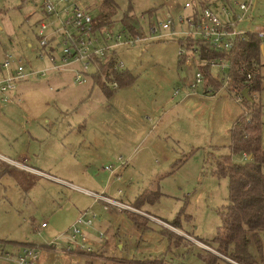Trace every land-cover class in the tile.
<instances>
[{"label": "rangeland", "instance_id": "1", "mask_svg": "<svg viewBox=\"0 0 264 264\" xmlns=\"http://www.w3.org/2000/svg\"><path fill=\"white\" fill-rule=\"evenodd\" d=\"M112 1L111 26L127 31L121 18L129 13L142 33L138 36L145 39L118 50L134 80L111 94L91 79L85 84L70 81L68 71L20 81L15 89L20 101L0 104V153L11 159L23 153L26 164L131 209H104L83 189L51 177L44 180L41 174L26 175L0 158V264H18L15 259L25 243L38 249L32 264H120L117 258L161 255L173 264H204L198 254L207 252L225 259L198 239L210 240L218 232V210L228 202L229 183L214 174V157L229 153V131L245 105L223 88L205 97L203 105L193 94L182 101L171 99L174 88L193 79L199 61L179 60L177 35L158 38L149 30L167 17L188 14L186 2L202 0ZM253 1L250 27L264 31V0ZM80 2L89 8L100 5V0ZM36 3L0 0V57L12 51L26 66L41 69L45 62L36 57ZM174 29H181L176 20ZM262 44L258 70L264 76V36ZM253 97L263 105L264 122V90ZM261 135L264 143V123ZM80 210L95 214L92 227L83 230L91 254L67 251L62 240L46 249ZM126 211L140 215V227ZM173 221L177 228L170 225ZM167 233L174 236L171 241ZM249 238L248 252L264 264V230L257 236L260 251Z\"/></svg>", "mask_w": 264, "mask_h": 264}, {"label": "built area", "instance_id": "2", "mask_svg": "<svg viewBox=\"0 0 264 264\" xmlns=\"http://www.w3.org/2000/svg\"><path fill=\"white\" fill-rule=\"evenodd\" d=\"M35 2L39 12L35 34L36 57L39 61L45 62L44 66L41 69L30 68L24 64L21 56L5 50L0 57V104L20 101L13 93L17 83L29 77L44 76L48 72L68 71L73 82L77 84H85L90 79L94 81L93 77L97 75L103 87L109 90L118 89L119 84L113 74L115 71L125 69L124 63L118 58V50L129 48L145 39L138 35L132 36L123 28L114 29L112 26L97 25L91 10L87 5H82L80 0H35ZM200 3H203V6ZM254 7L253 0H210L194 5L186 2L184 8L190 9L188 14L179 15L176 19L167 17L156 26L152 25L149 28L158 38L167 34L177 35L178 57L183 61H199L193 79L187 81L182 89L174 88L171 99H176L180 95L182 98L198 93L213 96L212 91L204 87L205 69L215 68L217 72H221L219 79L227 81L228 74L224 75V70L227 67L231 68L232 60L226 57L199 58L197 56L199 47L195 44L188 45V41L195 42L196 39H201L217 50L230 51L238 42L246 40L251 34L262 39L264 31H255L249 24L253 19ZM175 20L181 27L180 31L174 29ZM243 22L245 24L241 26ZM184 26L186 28H182ZM261 51L263 54V47ZM237 69L246 75L244 88H247L252 77L250 70L244 64L237 66ZM231 92L236 95L237 102H242L243 97L240 92ZM104 169L110 170L109 166ZM87 193L103 203L104 209L111 206L121 211L131 209L125 203L104 193L93 191ZM94 216V212L90 210L80 212L68 229L50 244L54 247L62 240L67 251L73 249L90 251L86 245L89 241L83 230L92 227ZM45 226L46 224L42 223L40 228ZM101 236L99 234V237ZM38 256L36 247H24L15 261L18 264H32Z\"/></svg>", "mask_w": 264, "mask_h": 264}, {"label": "trees", "instance_id": "3", "mask_svg": "<svg viewBox=\"0 0 264 264\" xmlns=\"http://www.w3.org/2000/svg\"><path fill=\"white\" fill-rule=\"evenodd\" d=\"M200 5L203 6V3ZM115 7L112 0H100L99 7L89 8L88 5L95 22L101 27L111 26L112 19L115 17ZM122 16L121 22L126 26L129 34L132 36L142 34L136 27L135 17L130 16L129 13H124ZM194 44L200 49L197 55L199 58L226 57L233 62L226 73L228 74L227 81L219 79L221 74L218 72L214 73L211 69H205L204 87L209 88L212 93L223 87L236 93L244 90L246 75L238 71L237 66L239 65L244 64L252 74L250 84L247 86L249 99L243 98L241 102L245 105V110L235 119L229 131V136H231L229 153L218 154L214 157V174L228 178V202L221 210H218L220 224L217 227V234L207 241L198 239L217 253L219 252L225 259L213 256L207 251H205L206 256L198 254V257L204 264H217L219 259L223 261V264H260L248 252V246L251 235L260 251L261 245L258 243L257 236L258 232L264 230V143L261 135L264 123L261 117L263 105L261 102L258 104L253 97L254 94L264 90V76L258 70L262 55V39L251 34L246 40L238 42L230 51L217 50L201 39H196L195 42L188 41V45ZM179 60L183 61L182 58ZM113 77L118 81V88L134 80L132 74L126 69L115 71ZM93 79L101 86L103 93L111 94L114 91L103 87L97 75ZM14 95L18 94L14 92ZM235 155L243 158L242 161L234 160ZM126 212L140 227L141 224L137 221L140 215L137 217L138 215L132 212ZM170 225L177 228L178 221H173ZM166 236L170 241L174 237L168 233ZM47 247L53 248V245L49 244L45 248ZM72 251L78 254H91L90 251L82 249ZM117 260L120 264H173L167 262L163 255L154 259L117 258Z\"/></svg>", "mask_w": 264, "mask_h": 264}, {"label": "crops", "instance_id": "4", "mask_svg": "<svg viewBox=\"0 0 264 264\" xmlns=\"http://www.w3.org/2000/svg\"><path fill=\"white\" fill-rule=\"evenodd\" d=\"M207 0H202V1H200V2H206ZM262 46H263V44H262ZM185 75H186V73H182V76H184L185 77ZM70 81H72L73 82V80L71 79V74H70ZM15 92V91H14ZM13 92V93H14ZM16 94H18V93H16ZM192 96V95H191ZM195 96H198V98H196V97H194V98H196L197 99V101H199V103L201 104V105H203L204 104V98L205 97H209V94L207 95H201L200 93H198L197 95H195ZM17 97H18V95H17ZM171 98V97H170ZM184 98L186 99L187 97H178V98H176V99H178V101H182V100H184ZM30 138H32V137H30ZM29 138V139H30ZM28 139V140H29ZM32 139H34V138H32ZM28 144H30L29 142H28ZM19 157V158H18ZM0 158H1V160H2V162L3 163H6V164H9V165H12L13 167H17V169H19L20 171H22V172H24L26 175H29V174H32V175H35V176H37V177H39V176H41L42 175V178L45 180V179H48L49 177H51V178H53V179H56V180H60V181H63V182H65V183H67L70 187H75V188H79V189H83L84 190V192L86 191V192H92V191H89V190H87V189H85V188H82V187H80L79 185H74V184H72L71 182H66L63 178H60V177H58V176H55V175H52V174H49L48 172H44L42 169H40V168H38V167H35V166H33V165H28V164H26V162H27V160L28 159H26V156L23 154V153H20L18 156H17V159H11V158H9V156H6L5 154H3V153H0ZM39 174H41V175H39ZM47 177H46V176ZM45 176V177H44ZM61 179H63V180H61ZM97 193V192H96ZM80 212H81V210H80ZM77 217V216H76ZM75 217V218H76ZM74 218V219H75ZM74 222V221H73ZM72 224V223H71ZM27 245H31V244H29V243H25L21 248H24V247H26Z\"/></svg>", "mask_w": 264, "mask_h": 264}, {"label": "water", "instance_id": "5", "mask_svg": "<svg viewBox=\"0 0 264 264\" xmlns=\"http://www.w3.org/2000/svg\"><path fill=\"white\" fill-rule=\"evenodd\" d=\"M262 47L263 46H261V49H262ZM248 92H249V90L247 88H244V90L241 92L242 97L249 99Z\"/></svg>", "mask_w": 264, "mask_h": 264}]
</instances>
